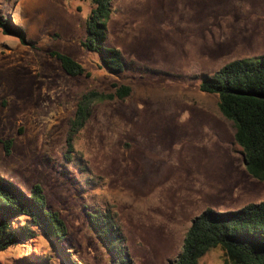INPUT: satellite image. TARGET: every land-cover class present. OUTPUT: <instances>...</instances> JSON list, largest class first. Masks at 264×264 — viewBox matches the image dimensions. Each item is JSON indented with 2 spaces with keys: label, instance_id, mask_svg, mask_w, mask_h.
Returning <instances> with one entry per match:
<instances>
[{
  "label": "rangeland",
  "instance_id": "374dc122",
  "mask_svg": "<svg viewBox=\"0 0 264 264\" xmlns=\"http://www.w3.org/2000/svg\"><path fill=\"white\" fill-rule=\"evenodd\" d=\"M112 7L107 45L123 53L118 74L81 44L92 0H0V17L13 19L28 41L0 29V175L26 191L44 188L68 225L73 262L113 264L86 213L107 209L133 264H170L204 210L264 200V181L248 172L218 96L200 87L231 56L264 55V0H115ZM220 26L230 31L219 35ZM52 51L90 76L69 75ZM114 83L131 86V95L93 102L69 146L82 95L114 92ZM38 243L44 248L0 251V264H73ZM200 264H223L222 251L210 250Z\"/></svg>",
  "mask_w": 264,
  "mask_h": 264
},
{
  "label": "trees",
  "instance_id": "16d2710c",
  "mask_svg": "<svg viewBox=\"0 0 264 264\" xmlns=\"http://www.w3.org/2000/svg\"><path fill=\"white\" fill-rule=\"evenodd\" d=\"M93 9L86 21V37L81 44L98 53L103 66L111 73H122L125 61L122 51L107 45L109 21L115 0H92ZM0 29L28 43L24 30L12 19L0 17ZM66 73L90 76L87 69L73 57L52 51ZM114 92L96 89L85 92L70 122L68 145L75 132L84 127L91 116V105L99 100L125 99L132 87L113 84ZM201 90L218 96L221 113L235 127V141L242 148L248 172L264 181V55L260 60L235 59L208 75ZM10 152L11 141L5 142ZM26 191L12 179L0 175V251L19 245L37 246L42 241L47 255L66 252L69 229L59 210L47 201L44 188L34 184ZM88 226L105 248L113 264H133L123 246V233L114 215L107 209L88 210ZM41 247V245H39ZM41 248H44L43 246ZM222 251L223 264H264V200L251 202L240 209L217 211L207 208L196 216L188 229L183 250L170 264H200L212 249ZM67 253V252H66ZM73 264H83L73 262ZM86 264V263H84Z\"/></svg>",
  "mask_w": 264,
  "mask_h": 264
},
{
  "label": "crops",
  "instance_id": "0c3cea01",
  "mask_svg": "<svg viewBox=\"0 0 264 264\" xmlns=\"http://www.w3.org/2000/svg\"><path fill=\"white\" fill-rule=\"evenodd\" d=\"M228 31H230V28H227V27H222V26H220V27H218L217 28V32L219 33V35H223L224 33H228ZM238 56H231L229 59H231L230 61H233V60H235V59H241V58H237ZM229 61V62H230ZM228 63V62H227ZM226 63V64H227Z\"/></svg>",
  "mask_w": 264,
  "mask_h": 264
},
{
  "label": "water",
  "instance_id": "95a60500",
  "mask_svg": "<svg viewBox=\"0 0 264 264\" xmlns=\"http://www.w3.org/2000/svg\"><path fill=\"white\" fill-rule=\"evenodd\" d=\"M245 161V160H244ZM246 163V162H245Z\"/></svg>",
  "mask_w": 264,
  "mask_h": 264
}]
</instances>
